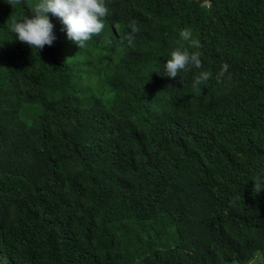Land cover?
<instances>
[{
  "label": "trees",
  "instance_id": "obj_1",
  "mask_svg": "<svg viewBox=\"0 0 264 264\" xmlns=\"http://www.w3.org/2000/svg\"><path fill=\"white\" fill-rule=\"evenodd\" d=\"M35 2L0 0V264L264 263V0H106L82 46L49 13L37 52Z\"/></svg>",
  "mask_w": 264,
  "mask_h": 264
},
{
  "label": "clouds",
  "instance_id": "obj_2",
  "mask_svg": "<svg viewBox=\"0 0 264 264\" xmlns=\"http://www.w3.org/2000/svg\"><path fill=\"white\" fill-rule=\"evenodd\" d=\"M31 11L33 13L31 16L23 14L15 19L11 30L20 41L26 42L36 52L45 45H52L57 38L49 13L61 19L67 38L79 46L89 41L93 34L104 30L105 18L110 13L106 0H36ZM129 27L131 31L127 34V38L130 41L134 33L140 31V27L134 23ZM179 36L191 45L192 49L200 47V41L193 36L190 27L181 28ZM163 64V75L176 77L182 70L192 66L201 67V53L198 50H190L184 45L175 47ZM229 67L230 65L224 62L217 78H223L228 74ZM156 71L160 72L159 69ZM210 77H212L210 71H200L195 75L193 85L199 87ZM254 189L255 192L264 189V177L255 180Z\"/></svg>",
  "mask_w": 264,
  "mask_h": 264
},
{
  "label": "rangeland",
  "instance_id": "obj_3",
  "mask_svg": "<svg viewBox=\"0 0 264 264\" xmlns=\"http://www.w3.org/2000/svg\"><path fill=\"white\" fill-rule=\"evenodd\" d=\"M228 264H238V263L231 262V263H228ZM248 264H264L263 261H262L261 254L259 252L256 253L254 258H252V260Z\"/></svg>",
  "mask_w": 264,
  "mask_h": 264
}]
</instances>
